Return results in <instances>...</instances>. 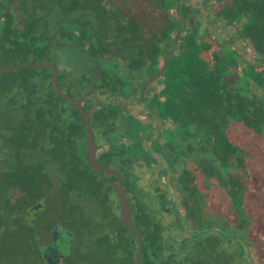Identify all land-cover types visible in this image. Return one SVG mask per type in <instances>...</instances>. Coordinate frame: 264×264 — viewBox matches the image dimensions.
Masks as SVG:
<instances>
[{
  "label": "trees",
  "instance_id": "trees-1",
  "mask_svg": "<svg viewBox=\"0 0 264 264\" xmlns=\"http://www.w3.org/2000/svg\"><path fill=\"white\" fill-rule=\"evenodd\" d=\"M1 1L0 14L10 12V2L2 7ZM178 1L106 0L101 9L96 0H57V5L70 8L73 37H81L97 20L111 25L109 33L118 47L113 52L127 64L105 57L87 60L84 68L87 86L101 65L96 90L115 89L92 94L105 97L102 102L87 97L83 103L90 110L97 159L121 176L132 223L143 241L141 264H182L184 244L170 232L184 226L242 230L239 239L249 247L248 264H264V68L246 65L234 45L239 41L251 47L264 62V0H202L207 20L199 19L188 0H180L177 11ZM10 22L0 16L1 38ZM65 22L63 16L62 25ZM213 22L229 28L230 35L218 38L209 27ZM180 29L176 49L169 54ZM40 40L30 37L34 45ZM167 53L156 86L145 90V81L159 70ZM80 63L74 58L76 82L81 79ZM119 66L135 70V90L128 89L129 76H121ZM10 75H21L18 87L3 80ZM51 75L48 67L0 73V100L19 102L0 114V264L36 263L42 237L18 230L20 205L39 196L45 197L49 214L75 233L73 254L83 252L90 261L92 254L100 264H134L137 238L121 223L114 189L84 162L83 116L56 94ZM142 103L147 114L164 125L159 133L133 109ZM152 165L157 166V178L146 188L138 170ZM168 170L178 200L163 186ZM21 172L26 181L38 183L26 185L24 197L17 193ZM108 179L116 181L112 174ZM199 188L207 195L206 203L215 205V217L200 210ZM2 218H9L4 234ZM24 228L34 225L26 221Z\"/></svg>",
  "mask_w": 264,
  "mask_h": 264
},
{
  "label": "flooded vegetation",
  "instance_id": "flooded-vegetation-1",
  "mask_svg": "<svg viewBox=\"0 0 264 264\" xmlns=\"http://www.w3.org/2000/svg\"><path fill=\"white\" fill-rule=\"evenodd\" d=\"M32 1L33 0H2L1 1L2 7H6L8 5V2H10L11 11L5 12L4 14H0V16L2 18L11 20V22H10V29L2 33L3 35L2 38L0 36V41H1L0 60H16L19 57H24V58L38 60V62H42L44 60L51 62L58 70L57 73L58 88L62 92H66L69 95L76 94L78 92H83V94L88 92L93 84V80L96 74V69L97 67L100 66L99 77L91 91L90 96L88 97H91L94 92H98V91H115V89L111 87L110 88L101 87L96 90V86L101 79V68H102L101 65L96 66L93 74V78L89 86H87L88 80L83 79L86 76L84 68L86 66L87 60L90 61L91 60L95 61L97 59L103 60L106 57L107 59H119L123 63V66H127L126 61L122 59L118 53L113 52L114 50H117L118 47L115 46L117 40L116 37L109 33L111 31L110 28L111 25L105 24V22H101V20L100 21L97 20L96 22H91L92 26L87 31H84L83 29V34L81 35V37H73L72 36L73 30L71 27V23L69 21V19L71 18V14L69 10L70 8L67 7L64 8L62 6L57 5V0H47L49 4L39 3L37 0H34L36 3H32ZM13 2H16V10L19 16L16 15L13 9ZM96 2L98 3V6H100L99 8H101L106 2V0H96ZM63 16L64 18H66V22L64 23V25H62ZM106 33L110 35L105 36ZM31 36H34V38L36 36H39L41 40L37 41L35 45L33 43L31 44L30 41ZM148 44L149 43H146L147 47L149 48ZM252 50L255 53L254 49ZM255 55L257 54L255 53ZM74 58L76 61H81V63L78 64L79 66H81L82 69V71L80 72L81 79L78 82L72 79L73 70H74V65H73ZM148 64H150V60ZM118 68H120L121 70L120 71L121 76H123L124 78L126 75L129 76L128 89L135 90V86H136L135 70H131L130 67H128L126 70L124 69L122 70L121 66H119ZM262 68H264V65ZM21 69L10 70V71L17 72L18 74ZM52 75H53V70H52ZM52 75H51V82L53 89L56 92L52 81ZM59 75L60 78L58 77ZM150 79L151 77L147 79L149 81L147 80L145 81V85H146L145 90L149 85L153 84V81H150ZM3 80L5 82H12L13 86L18 87L21 80V75L5 76ZM100 97L105 99V97L103 96ZM86 98L83 99V103L85 102ZM14 105L18 106L19 102L8 103L7 101L0 100V114H3V109L9 107L13 108ZM85 140H86V135H85ZM47 143L49 142L47 141ZM2 152L3 151L0 150V153ZM20 152L24 153V149L21 150ZM98 173L100 175L101 180L105 184H109L111 186V183L117 182V177L114 174L112 175L116 177V181H112L108 179L111 174L105 177L102 171ZM19 178L20 179L18 182V187L20 188V190L17 192L19 196L24 197L23 188H25L26 185H29L31 187H36L38 184L33 180L26 181L24 172L20 173ZM140 178L142 179V177ZM156 178H157V173H156ZM154 179L155 178H153L150 182H148L147 185L143 184L141 180L140 183L147 188ZM51 183L53 182L51 181L50 183H44L43 186H46L47 184L50 185ZM206 197L207 195L206 194L202 195V191L199 188L198 193L196 195V199L200 210L202 208L203 213H209V217H215L216 207L215 205H211V204L208 205L206 203ZM178 199H174V200H178ZM45 205H46V201H45V197L43 196L42 197L39 196L38 199H35V201L32 202L23 201L22 204L20 205L21 212L19 214L20 215L19 223L21 228L18 230V233L23 235L25 232H31L38 237L39 236L42 237L38 239L41 244H39L35 253V257L37 261L36 263H31V264H100V261L94 259V255L92 254L91 257L93 259L91 261L86 258H83L84 256L83 252L79 254H73L75 233L72 230L66 228V226H64L60 222L56 221L55 220L56 214L50 215ZM118 210L120 217L119 206H118ZM166 210L169 211L168 209ZM225 218H228V216H225ZM49 219L51 220V223L47 225V220ZM131 219H132V213H131ZM1 220H2L1 233L4 234L7 232L6 227L8 226L9 218L6 219L2 218ZM26 221L32 222L34 228L29 230L24 228V223ZM54 225H58L59 227H61L64 233H66L65 235H68L69 237L65 238L64 241L61 238V240H58L55 243H53ZM174 231H177L179 234L174 235L173 234ZM243 232L244 231L239 229L220 230L211 227L193 230L184 226L182 228L171 230L170 236L179 243L184 244L182 246L183 251L181 253L182 264H239V263L248 264V261L250 260L249 247L243 245L240 239L237 240L234 239L233 237L234 235L233 233L241 234ZM260 232L264 233L263 230ZM65 240L66 242H68V247H67L68 249L65 248ZM238 247L241 248L239 252L236 251ZM20 249H21V256L23 257L24 260L25 254L23 252V246ZM234 252L236 253L234 254ZM101 257L103 258L102 254Z\"/></svg>",
  "mask_w": 264,
  "mask_h": 264
},
{
  "label": "water",
  "instance_id": "water-1",
  "mask_svg": "<svg viewBox=\"0 0 264 264\" xmlns=\"http://www.w3.org/2000/svg\"><path fill=\"white\" fill-rule=\"evenodd\" d=\"M179 2L178 1L177 5H176V10L178 11L179 8ZM13 9L16 13L17 16H19L17 14V10H16V2H13ZM182 29L178 30L175 35H174V48L173 50L169 53V54H173L178 40H179V36L181 34ZM168 53L165 54L163 56V63L161 65V67L159 68V70L151 77L150 81H154L156 80L163 72V70L166 67L167 64V56L169 55ZM23 67H30V68H38V67H48L50 69L53 70V75H52V81H53V85L55 87L56 93L63 98L64 100L70 102L75 109L80 112L83 116L84 119V125H85V135H86V147H85V151H84V162L95 172H100L102 171L104 176L107 177L109 174H114L117 177V182H113L111 183V186L113 187V189L115 190L116 193V197H117V201H118V206L120 209V220L123 226H125L126 228H128L132 234L135 235V237L137 238V247L135 250V258H134V264H141V249H142V237L141 235L138 233L136 227L134 226V224L132 223L131 220V208H130V204L128 202L126 193H125V189L122 183V179L121 176L119 174L118 171L106 167L104 166L102 163L99 162V160L97 159V155H96V145H95V141H94V136L92 133V129H91V125H90V118H89V109H85L83 107V99L90 96L91 91L99 77V73H100V66L97 67L96 69V74L93 80V84L91 86V88L89 89L88 92L84 93L80 98H73L71 97L68 93L66 92H62L57 85V73L58 70L57 68L54 66V64H52L49 61H42L39 62L37 64H30V63H26V64H18V65H10V66H6L3 67L0 64V73H4L10 70H19ZM53 231H54V238H53V243H55L58 240H61L62 235L64 233L63 229L61 227H59L58 225H54L53 227ZM71 238V237H70ZM69 238V239H70ZM68 243V242H67Z\"/></svg>",
  "mask_w": 264,
  "mask_h": 264
},
{
  "label": "rangeland",
  "instance_id": "rangeland-1",
  "mask_svg": "<svg viewBox=\"0 0 264 264\" xmlns=\"http://www.w3.org/2000/svg\"><path fill=\"white\" fill-rule=\"evenodd\" d=\"M201 1L202 0H188V2L190 4H193V6H195L196 9L198 10L199 19L207 20V18H206L207 5L205 3H203V2H201ZM209 27L212 29L213 33L220 39H225V38H227L230 35V29L229 28L223 29L216 22L210 23ZM234 45L236 47H238L239 50L242 51L243 61H244V63L246 65H248V66L251 65V66H254V67H257V68H262L263 67L264 62L261 61V57L260 56L255 55V53L253 52L251 47H246L239 41H236ZM14 61H17L16 65H18V64H26V63H30V64L39 63V62H37L38 60H34V59H30V58H24V57H19L18 59L14 60ZM38 68H40V67H38ZM33 69H37V68H33ZM23 73L24 72L22 71V74ZM147 81H149V80H147ZM155 81L156 80L153 81V85H152L153 87L156 86ZM89 100H90V102L96 103V101L97 102H102L103 99L102 98H97V97L96 98L90 97ZM113 100L116 101L117 99L113 98ZM122 104H123V106L125 105L124 103H122ZM133 109L135 111H137V112H139V113L144 115L146 120L148 122H150L151 126L156 129V134L159 133L161 131V128L164 127V125L162 124V122L160 120H158L157 118L151 117V116H149L147 114V111L144 108L143 103L136 105ZM152 140H153V137L148 140L147 145H151ZM156 169H157V166H153V165L150 166V167H141L138 170L139 174L142 177L141 182L143 184L147 185V183L150 182L153 178H156V173H157ZM163 186L166 188V190L168 191L169 195L172 198L178 199L179 195L175 191V187H174V183H173V173L171 172V170H168L166 172V174H165V176L163 178ZM224 224H226V222ZM65 234L66 233H63V235H62L63 241H64L65 238L69 237L68 235H65ZM173 234L174 235H178L179 233L177 231H174ZM233 234H234L233 235L234 239L239 240L240 234H238V233H233ZM67 247H68V243L65 240V248H67ZM239 250H241L240 247H238L236 249L237 252H239ZM17 254H19V252H17ZM239 262H240V260H239ZM245 264H247V263H245Z\"/></svg>",
  "mask_w": 264,
  "mask_h": 264
},
{
  "label": "crops",
  "instance_id": "crops-1",
  "mask_svg": "<svg viewBox=\"0 0 264 264\" xmlns=\"http://www.w3.org/2000/svg\"><path fill=\"white\" fill-rule=\"evenodd\" d=\"M97 98H101V97H100V96H97ZM102 99H103V98H102ZM103 100H104V99H103ZM103 100H102V101H103Z\"/></svg>",
  "mask_w": 264,
  "mask_h": 264
}]
</instances>
